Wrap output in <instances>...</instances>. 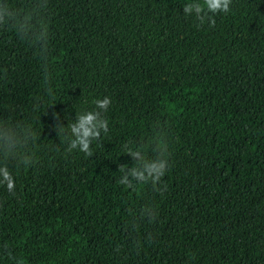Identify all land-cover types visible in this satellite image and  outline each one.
<instances>
[{"label": "trees", "instance_id": "obj_1", "mask_svg": "<svg viewBox=\"0 0 264 264\" xmlns=\"http://www.w3.org/2000/svg\"><path fill=\"white\" fill-rule=\"evenodd\" d=\"M186 2L0 0V127L28 137L0 150V264H264V0L211 24ZM104 96L107 131L68 151ZM129 150L164 175L120 183Z\"/></svg>", "mask_w": 264, "mask_h": 264}, {"label": "clouds", "instance_id": "obj_2", "mask_svg": "<svg viewBox=\"0 0 264 264\" xmlns=\"http://www.w3.org/2000/svg\"><path fill=\"white\" fill-rule=\"evenodd\" d=\"M231 0H187L183 5L185 15H195L201 22L208 21L213 23V17L210 14L227 13L230 11ZM15 13L8 7H0V20L15 19ZM31 25L28 18L16 24V29L21 34H27ZM39 39V36L36 37ZM95 110L76 113L75 119L69 125L70 136L68 137L67 150H78L79 152L90 155V143L94 138L101 135V132L107 131V121L102 117L101 112L106 111L111 98L104 96L93 101ZM26 133L17 130L14 127H0V150L15 155L18 149L27 141ZM129 154L138 159L137 166L130 168L120 179V183L131 185L133 180L143 182L151 180L156 182L164 175L166 170V161L157 159L153 161L145 160L136 151L129 150ZM29 157H24L23 162L27 163ZM0 184H5L8 190L14 187L13 176L6 167H0Z\"/></svg>", "mask_w": 264, "mask_h": 264}]
</instances>
